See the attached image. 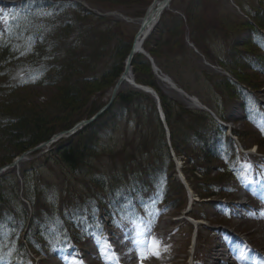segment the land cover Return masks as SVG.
Returning a JSON list of instances; mask_svg holds the SVG:
<instances>
[{"label":"rangeland","instance_id":"1","mask_svg":"<svg viewBox=\"0 0 264 264\" xmlns=\"http://www.w3.org/2000/svg\"><path fill=\"white\" fill-rule=\"evenodd\" d=\"M53 1L44 7L0 1V47L23 50L32 38L25 29L19 35L7 30L11 12L22 11V17L34 13L32 22L44 27L46 39L38 44V55L39 40L32 38L27 55L39 57L28 64L24 56L23 65H17L15 57L2 63L0 103L16 106L18 102L36 111L49 105L55 88L38 84L40 79L51 77L81 52L94 54L101 48L90 70L100 74L109 69L116 60L113 49L119 42L135 40L139 18L154 0H79L78 6L72 0ZM259 10L264 16L261 0H172L144 43L159 70L231 125L238 141L230 137L229 128L215 126L211 113L176 91L151 67L162 92L185 112L179 122H173L178 150L173 142L172 146L179 169L155 98L148 93L132 103H116L95 131L80 130L22 152L18 156L23 159L0 179L4 196H0V264H20L21 259L23 264H117L115 257L119 264H141L138 238L142 248H148L152 238L160 247L155 249L159 256L149 253L142 264H264V57H260L264 29L255 22ZM41 11L54 15L35 14ZM101 14H106L104 19ZM24 21L19 18L13 26ZM45 43L48 53L41 50ZM135 57L142 61L145 56ZM231 67L240 69L244 78L238 79ZM132 70L134 77L146 75L133 65ZM21 71L25 79L40 74L34 83H21ZM120 76L112 86L99 87L83 111L108 103ZM229 81L236 96L225 84ZM132 89L123 83L119 93ZM155 109L165 141L154 119ZM83 134L92 141L93 151L90 148L78 167L64 164L59 148L80 144ZM256 148L262 159L242 152ZM246 161L254 166L252 171L246 170ZM193 162L206 174L193 171ZM187 186L195 198L190 211ZM245 191L248 206L242 197ZM24 211L34 213L29 228L24 225ZM132 221L143 224L137 229ZM138 231L143 236L138 237ZM26 233L32 245L22 249Z\"/></svg>","mask_w":264,"mask_h":264},{"label":"trees","instance_id":"2","mask_svg":"<svg viewBox=\"0 0 264 264\" xmlns=\"http://www.w3.org/2000/svg\"><path fill=\"white\" fill-rule=\"evenodd\" d=\"M110 1V0H105ZM264 4V0H261ZM36 4L44 5L49 4V0H34ZM78 6V3L73 2V6ZM88 15L92 14L91 12H86ZM34 14V13H33ZM31 13H27L26 17L23 18L25 20L18 27H13V32L15 35H19L21 31L27 30L32 34V38L37 41L36 52L40 54L39 45L42 44V41H46L43 35L44 27H40V25H35V21L32 20L35 18ZM36 14V13H35ZM259 16L256 18L257 24L259 27L264 29V16L263 13L259 10ZM104 19L105 17L99 16ZM249 24V23H248ZM251 26V24H249ZM253 28V27H252ZM31 29V30H28ZM17 42V41H16ZM132 43H121L120 42L113 49L115 62L110 66L109 69L102 71L100 74H92L90 70L91 64H96L97 59L95 55L100 54L101 48H96L94 50V54H88L87 52H81L79 55H75L71 57L70 62L68 64L63 65L61 69H57L54 71L51 77L40 79L38 84L42 85H51L55 88L56 93L53 95V99L51 100L49 105H45L43 108H27L25 104L18 103L13 106L12 103H0V166L4 165L14 160V158L20 155L22 152L35 147L36 145L48 140L58 131L71 128L76 122L83 119L84 116L91 117L95 114L103 105H99L98 107L90 110L88 113L83 111V108L86 106L87 102L90 101V98L93 93L99 88L112 86L113 82L122 74L125 67V60L129 54ZM39 44V45H38ZM46 44V45H45ZM44 47L41 50H45V52H49L48 43H45ZM46 46V47H45ZM15 46L7 45L4 47H0V66L2 63L7 60L15 57V60L19 63H23L24 59L27 61V64L33 59H36V56L32 54V58L30 59L28 55L19 56L18 52L13 51ZM97 52V53H95ZM84 53V54H83ZM51 54V53H50ZM83 54V55H82ZM72 55V54H71ZM18 57V58H17ZM261 58L264 55L260 56ZM23 58V59H22ZM20 59V60H19ZM94 62V63H93ZM70 64V65H69ZM23 65V64H22ZM133 68L136 72H140L142 69L146 75L144 76H135L136 81L138 83H142L145 85H150L154 87L160 95L161 103L166 115L167 123L171 130V137L173 146L176 150V141L178 137L176 136L177 131L175 130L173 124L174 121L179 122L180 119L183 118V114L185 112L183 110H179L175 107V102L170 99L166 94L162 92L159 88L157 81L155 79L154 73L151 69L150 62L144 57L141 61L139 58H134L133 60ZM231 72L240 80L244 77L240 74L242 73L240 69L231 67ZM0 71L2 68L0 67ZM91 72V73H90ZM244 74V73H243ZM225 82L229 87V92L232 95H235L237 92L234 90L235 86L232 81ZM100 89V90H101ZM144 94L141 91L132 89L128 93H119L110 106V108L106 111L109 112L113 109V106L120 103H132L136 97ZM236 96V95H235ZM16 103V102H15ZM11 104L12 106H8ZM155 108V105H154ZM182 108V107H181ZM42 109V110H39ZM82 110V111H81ZM156 115L154 116L155 121L158 123L159 130L162 131V137L165 141V137L163 134V126L158 120L157 110L155 109ZM54 117L52 118V116ZM103 116V115H102ZM102 116L96 120L95 122L89 124L84 127L81 131L82 133H89L92 130L95 131V128L98 122L101 120ZM76 117V118H75ZM179 118V119H178ZM60 122V125H57ZM215 126H218L215 122H212ZM178 125V124H177ZM219 127V126H218ZM189 130H191L189 128ZM87 136L83 134L81 136V143L76 145H64L58 150L59 159L66 165L72 167H78L81 163L86 160V157L89 154L90 148L93 151L92 141L84 138ZM88 137V136H87ZM180 137V136H179ZM84 138V139H83ZM83 139V140H82ZM91 152V151H90ZM193 164V171L198 172L202 175L206 174L200 167H198L195 162ZM199 169V171H198ZM2 177L0 176V179ZM0 196L4 198L3 193L0 191ZM31 202V198H28ZM24 225L27 221L32 220L34 213L30 216L28 211H24ZM31 224V223H30ZM27 240L30 242L29 235H27Z\"/></svg>","mask_w":264,"mask_h":264},{"label":"water","instance_id":"3","mask_svg":"<svg viewBox=\"0 0 264 264\" xmlns=\"http://www.w3.org/2000/svg\"><path fill=\"white\" fill-rule=\"evenodd\" d=\"M170 3H171V0H167V2L165 4H163L162 6H160L159 8L156 9V11H159V12L156 13V18L151 17L149 19L148 18L149 10L146 12L144 18L141 20L142 23H141L139 31H138V33H137V35L135 37L134 44L132 45V48L129 51L128 57L126 59L125 69H124L123 73L121 74L120 78L118 79V81H117V83H116V85H115V87L113 89L110 101L103 108H101L94 116H92L91 118L82 120L72 130H76L77 128H80V127H82L84 125L90 124L93 121H95L98 117H100L109 108V106L113 103V101H114V99H115V97L117 95V90H118L119 85H121V84H123L125 82H130L131 84H133L135 87H137L139 89H142L144 91L153 93L158 106L162 109L161 100H160L159 95L153 89H147L146 86L139 85V84H137L135 82V80H134V78L132 76V65H133L132 63H133V59H134V57H135V55L137 53H143V47H142L143 40L150 33L152 27L154 26V23H156L159 20L162 11L164 9H166L167 7H169ZM138 39H140V40L138 41ZM146 55L148 56V54H146ZM149 58H150V60H152V63H153V59L150 56H149ZM22 158H23L22 156L18 157L10 165L11 166L17 165L18 162ZM3 169L4 168L1 167L0 168V172Z\"/></svg>","mask_w":264,"mask_h":264},{"label":"snow or ice","instance_id":"4","mask_svg":"<svg viewBox=\"0 0 264 264\" xmlns=\"http://www.w3.org/2000/svg\"><path fill=\"white\" fill-rule=\"evenodd\" d=\"M36 15H37V16H40V17H51V16L54 15V13H53V12H50V11H49V12L41 11V12L36 13ZM33 43H34V41H32V38L29 37V38H28V41H27V42L25 43V45L23 46V50H21L20 47L17 46V47H15V48H13V51L18 52V57H19V56H26L28 53L31 52V50H32V44H33ZM18 57H17V58H18ZM0 74H2V73H0ZM39 74H40V73H38V72H37V73H33V74H31V75L28 77V79H25V78H24L23 71H21L20 73H18V75H19V77H20V80H21V83H28V82H33V83H34V82H36V79L38 78ZM13 78L15 79L16 77H13ZM262 130H264V129H262ZM261 167H264V165H262ZM245 168H246V170H248V171H252L253 168H254V166H253L250 162L246 161V162H245ZM132 223H133V225H134L137 229H139L140 226L143 224V221H141L140 224H137L136 221H132ZM118 226H119V225H118ZM145 231L148 232V231H151V229L145 227ZM143 234H144V233L138 231V237L143 236ZM135 243H136V245H137V248L140 249V252H139V259H140V261H141V264H142V262H143L144 259L148 258V254H149V253H150L151 255L159 256V252H158V251H155V249L159 247V243H158V241H157L155 238H152V240H151L150 243H149L148 248H142V241H141L139 238L135 241ZM10 254H11V253H10ZM113 256L115 257V253H114V252H113ZM115 258H116L117 264H119L118 257H115ZM20 264H23L22 259H21Z\"/></svg>","mask_w":264,"mask_h":264},{"label":"bare ground","instance_id":"5","mask_svg":"<svg viewBox=\"0 0 264 264\" xmlns=\"http://www.w3.org/2000/svg\"><path fill=\"white\" fill-rule=\"evenodd\" d=\"M167 2V0H155L154 2H153V4L150 6V8H149V12H148V18L150 19L151 17H153V18H156V13L157 12H159V11H156V9L157 8H159L160 6H162L163 4H165ZM140 39H138V41H139ZM165 76V75H164ZM165 79H168V81L167 82H169L170 81V84L174 87L176 84L174 83V81H172V79H170L168 76H165ZM175 84V85H174ZM122 86V84L120 85V87ZM177 86V85H176ZM119 87V88H120ZM177 88V90H179V92L180 93H182L183 95H185L184 93H183V91H181L182 89L180 88H178V86L176 87ZM176 90V89H175ZM184 92H186V91H184ZM186 94L187 95H185L186 96V98L188 99V100H190V101H193V103L195 102L196 103V105L198 106V107H201L202 106V104L203 103H201V101L196 97V96H193V95H191V94H188L187 92H186ZM191 192V191H190ZM192 196H193V193L191 192L190 193ZM191 196V198H190V200H191V205L193 204V201L195 200V198H193ZM195 221V220H194ZM195 223H198V222H195ZM223 263V262H222Z\"/></svg>","mask_w":264,"mask_h":264}]
</instances>
